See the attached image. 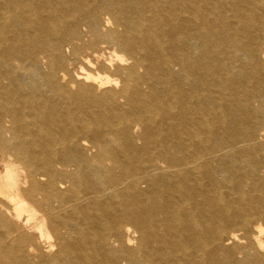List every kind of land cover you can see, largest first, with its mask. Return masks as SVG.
<instances>
[{"label": "bare ground", "instance_id": "obj_1", "mask_svg": "<svg viewBox=\"0 0 264 264\" xmlns=\"http://www.w3.org/2000/svg\"><path fill=\"white\" fill-rule=\"evenodd\" d=\"M0 264H264V0H0Z\"/></svg>", "mask_w": 264, "mask_h": 264}]
</instances>
